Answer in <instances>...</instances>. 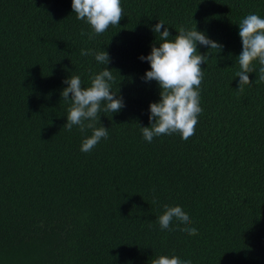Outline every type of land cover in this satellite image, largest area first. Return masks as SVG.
Wrapping results in <instances>:
<instances>
[{"label":"trees","instance_id":"1","mask_svg":"<svg viewBox=\"0 0 264 264\" xmlns=\"http://www.w3.org/2000/svg\"><path fill=\"white\" fill-rule=\"evenodd\" d=\"M71 3L0 0V264H151L160 255L264 264V83L249 73L240 92L236 77L238 23L264 18V0H121L119 26L94 39ZM159 21L170 39L196 27L223 46L197 44L207 56L203 111L187 141L173 134L149 143L140 128L160 100L139 58L159 46ZM81 49L104 50L110 62ZM105 67L125 107L101 112L108 138L85 153L92 130L63 128L70 103L61 93L70 76L89 87ZM164 205L180 206L198 235L175 219V230H161Z\"/></svg>","mask_w":264,"mask_h":264},{"label":"clouds","instance_id":"2","mask_svg":"<svg viewBox=\"0 0 264 264\" xmlns=\"http://www.w3.org/2000/svg\"><path fill=\"white\" fill-rule=\"evenodd\" d=\"M71 8L78 20L90 26L91 31L87 34L89 39L103 34L110 26H119L124 17L121 0H72ZM238 25L242 52L237 57L239 71L236 77H239L237 90L243 92L245 85L252 84L249 73L256 72L255 82L264 83V18L249 14ZM163 26L164 23L159 21L152 28L154 33L159 34V46L154 44L149 55L139 57L150 64V70L145 72L143 79L156 81L160 88L159 102L149 105L150 127H140L143 138L149 143L154 137L162 135L178 134L181 140L187 141L195 134L198 118L203 111L200 106V86L204 78L201 64H205L207 59L206 54L198 53L197 44L218 52L223 47L203 32L197 31L196 27L192 30L180 27L178 35L170 39L168 28L164 27L161 32ZM81 35L85 33L82 31ZM80 55L94 56L103 65L110 62L109 54L104 50L95 52L92 49H81ZM113 82L112 71L107 67L90 76L89 87H82L78 75L64 81L68 86L62 90L61 96L70 106L63 128L70 132L77 126L81 133L92 130L91 136L82 141V152H91L101 139L108 138V128L100 122L101 112L118 113L125 107L123 98L111 91ZM174 219L185 225L179 231L189 236L198 235V229L190 226V217L180 206L164 205V212L158 217L160 229L175 230L170 227ZM151 264H192V261L182 260L175 255H160L152 259Z\"/></svg>","mask_w":264,"mask_h":264}]
</instances>
